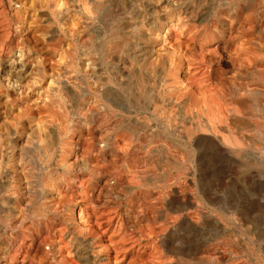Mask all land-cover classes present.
<instances>
[{
  "label": "bare ground",
  "instance_id": "bare-ground-1",
  "mask_svg": "<svg viewBox=\"0 0 264 264\" xmlns=\"http://www.w3.org/2000/svg\"><path fill=\"white\" fill-rule=\"evenodd\" d=\"M0 5V73L12 70V79L0 77V233L12 231L2 236L0 264H217L222 224L203 211L210 196H181L161 160L151 173L150 141L139 143L138 133L163 119L149 113L160 104L173 111L178 123L166 129L189 162L198 154L200 164L226 170L261 161L249 149L264 118V0ZM102 112L117 123L95 134ZM156 149L182 168L167 147Z\"/></svg>",
  "mask_w": 264,
  "mask_h": 264
},
{
  "label": "rangeland",
  "instance_id": "rangeland-1",
  "mask_svg": "<svg viewBox=\"0 0 264 264\" xmlns=\"http://www.w3.org/2000/svg\"><path fill=\"white\" fill-rule=\"evenodd\" d=\"M0 8H1V5H0ZM34 9V8H33ZM31 10V9H30ZM31 13V12H30ZM29 13V14H30ZM32 14V13H31ZM30 15H28V16H26V17H29ZM3 17H0V21H1V19H2ZM28 19V18H27ZM2 22L3 23H1L0 24V29L1 28H3V26H4V21L2 20ZM1 31V30H0ZM149 66V67H148ZM225 66H227V65H225ZM7 66H5L4 68H3V70H2V72L0 73V77H2V75H3V77L4 78H6L7 76L9 77V79H12L11 77H12V74L10 73V67H7ZM148 67V68H147ZM7 70H6V69ZM143 68H146V69H148V71H151V67H150V65H146V66H144ZM5 69V70H4ZM10 69V70H9ZM9 70V71H8ZM12 71V70H11ZM3 73V74H2ZM149 74H151L150 72H149ZM7 77V78H8ZM150 80H151V78H150ZM140 84V80H139V82H138V80H137V82H136V85H135V83H134V89L136 90V91H139V92H141L140 91V89L142 90V88H141V86L140 85H137V84ZM150 81H149V85H150ZM117 85V88L125 95V97H126V99H131V97H129L130 96V94H129V92L127 91V89H125V87H123L122 88V86L123 85H120V83L119 84H116ZM136 86H137V88L138 89H136ZM139 86V87H138ZM150 88H151V86H149ZM140 88V89H139ZM126 91V92H125ZM143 91V90H142ZM128 94V95H127ZM151 99V98H150ZM161 106L162 105H160V104H158V107H157V109L156 108H150V111H149V113L151 114V112H154V110L156 111H158V116H160V115H162V114H164L166 117L168 116V114L169 113H173V111H170L171 109L170 108H165V107H163L162 106V109H160L161 108ZM164 108H165V110H164ZM160 109V110H159ZM164 110V111H163ZM162 111H163V113H162ZM140 113V114H139ZM161 113V114H160ZM169 114L170 116H168L167 118L163 115V119H165V120H163L162 118H159L158 120H155L152 124H155V125H152L151 124V129H149V130H141V132H139L138 133V137H139V140H138V142L139 141H141L142 143H145V141L147 140L148 142H149V145H150V148L152 149L151 150V164H150V167L152 168L151 170V173H154V169L156 168V167H158L157 165L159 164V162L157 163V161H160L161 162V165H162V167L164 166V169L165 168H167L166 170H168V176L166 177V179H171L172 178V182L171 183H174V181H176L175 183H176V185H181L180 186V190H181V192L182 191H184L182 194H181V196H189V195H191V196H194L195 197V199H197L199 202H201L202 201V197L203 196H207V197H209L210 196V198H211V201H212V204L213 205H209V207H207V205L205 206V208H204V206H203V211L204 212H208V213H210V212H212L213 214H215L216 216L219 214V216H217V219H219L220 217V220H221V222H220V224H222V225H220L221 226V228H220V226H219V229H217V228H215L214 229V231L215 232H218V233H216L217 235H216V239H217V243H218V249H220V248H223L224 247V249L222 250V249H220L219 250V252H218V259H217V261L218 262H216L217 264H248L249 262H251L252 264H264V256H262V255H264V242H262V241H264V237L261 239V238H259V235L257 234V232L255 231V230H259L260 229V227L261 226H263V227H261V229L262 228H264V223L262 224V221H264V205H261V204H264V136L262 137V135H264V125H263V123H264V118L263 119H259V122H257V124H258V126H257V124L253 127V128H256V129H259L260 130V128H261V130L259 131L258 130V134H257V136L261 133V135H259L258 137L256 136V138H254V140H256V141H254V142H256V144L253 142V144L254 145H252V147L249 149L250 150V152H252V153H259V154H261V156H263V157H261V161H255L254 159H242L240 162H239V164L238 163H236L235 165H232L233 167H231V168H229V169H226V170H222V168L220 169L219 167H218V165H216V166H214V165H210V166H208V165H206V164H200V162H199V160H200V156L198 155V154H196L195 156V161H193V163L192 162H189L187 159H188V157H187V155H186V152L185 153H183L184 151H183V149L180 147V145H176V147H175V144L176 143H174L175 141H176V139H177V136L175 135V133H173V132H169V131H167V129H166V122L165 121H168L167 123H169V121L171 120L172 121V125H171V123H170V125H171V127H173L174 128V126H175V123H178V121H174V120H176V117L174 118V114ZM101 114H103V115H105L106 116V118H104L105 116H103V115H100L99 117L101 118H103L104 120H102L101 121V119L99 118V122H100V124H98L99 126H97V127H95V128H92V129H90L93 133H95V134H105L107 131V127H109L108 129V131H110L113 127L112 126H114L116 123H117V121H115L114 122V118L112 119V117L110 116H107L106 114H105V112H102ZM138 114L139 115H141V116H139V118L140 119H143L144 118V116L143 115H145V113H144V110H142V113H141V111H139L138 112ZM173 115V116H172ZM110 118V120H109V118ZM108 118V119H107ZM170 118V119H169ZM113 120V121H112ZM111 121L112 122H114L113 123V125H112V123H111ZM164 122V124H163V122ZM170 121V122H171ZM174 121V122H173ZM101 122H103V123H101ZM107 122H110V125H109V123L106 125L105 123H107ZM161 122V123H160ZM260 122H263V123H260ZM174 124V125H173ZM102 125V126H101ZM112 125V126H111ZM259 125H260V127H259ZM99 127V128H98ZM101 127H103L102 129H101ZM106 127V128H105ZM258 127V128H257ZM96 128H97V130H96ZM104 129H105V131H104ZM151 130V131H150ZM86 131H88V130H86ZM98 131V132H97ZM102 131V132H101ZM111 131H113V130H111ZM121 130H118L117 131V137H121V136H123L124 134H126V135H130V133L128 132L127 133V131L126 130H122L121 132L123 133V135H121L122 133H119ZM146 131H150V133L149 132H146ZM161 132V134H159L158 132ZM152 132V133H151ZM120 134V136H119V134ZM146 133L148 134V135H146ZM157 136V137H154V136ZM165 135V136H164ZM141 136V137H140ZM164 136V137H163ZM169 136H170V138H169ZM260 136H261V138H260ZM144 137V138H143ZM163 137V138H162ZM174 137V138H173ZM150 138V139H149ZM145 139V140H144ZM261 140H263V141H261ZM173 141V142H172ZM137 142V143H138ZM141 142H139V143H141ZM166 146H165V145ZM169 144V145H168ZM174 144V145H173ZM258 144V147L256 146ZM162 147H161V146ZM259 146H262L261 147V149H260V147ZM163 147H165V149L164 150H167L166 149V147L168 148V151H170V153L168 152V151H164V154L166 155V156H168V157H171L172 156V158L173 159H175V158H177V160H178V158L180 159V160H178V161H181V162H183V164H182V168L180 169H176L175 167L173 168V165L172 164H169V162L166 160H164V162H163V160L160 158V157H158L160 154H158L157 152H156V148H163ZM254 147V148H253ZM153 150H154V154H153ZM182 150V151H181ZM255 150V151H254ZM261 150H262V152H261ZM144 150H141V152H139V153H141L140 154V156H143L144 155ZM169 153V154H168ZM181 153V154H180ZM199 156V157H198ZM185 157H186V159H185ZM157 159V160H156ZM183 159H185V160H183ZM154 160V161H153ZM186 161V162H185ZM188 161V162H187ZM166 162V163H165ZM254 162V163H253ZM155 163V164H154ZM164 163V164H163ZM169 165H168V164ZM171 163V162H170ZM188 165H187V164ZM190 163V164H189ZM241 163V164H240ZM260 164V166H259V164ZM243 164V165H242ZM156 165V166H155ZM240 165V166H239ZM205 168H203V167ZM207 166V167H206ZM254 166V167H253ZM154 168V169H153ZM169 168V169H168ZM189 168V169H188ZM157 169V168H156ZM237 169V170H236ZM189 171V173H188V171ZM200 170V171H199ZM206 170V171H205ZM172 171H174V172H172ZM176 171H177V173H176ZM184 171V172H183ZM190 171H192L191 173H190ZM203 171H205V172H203ZM217 171V172H216ZM202 172V173H201ZM210 172V173H209ZM179 173V174H178ZM183 173V174H182ZM188 173V174H187ZM211 175V173H212V176L214 177H212V176H210L209 174ZM249 173H251V174H249ZM253 173V174H252ZM172 175L170 178H169V176L170 175ZM175 174V175H174ZM206 174V175H205ZM245 174V175H244ZM173 175L175 176V177H177V178H175V177H173ZM176 175H179V176H176ZM184 175V176H183ZM199 175V176H198ZM201 175V176H200ZM209 175V176H208ZM255 175V176H254ZM182 176H183V178H182ZM193 176H195L194 178H193ZM233 176V177H232ZM37 177V174L35 175V176H33V179H34V182H35V184L37 185L38 183H36V181H38V178H36ZM200 177V178H199ZM201 177H203V178H201ZM205 177H207L206 179H205ZM223 177V178H222ZM252 177V178H251ZM256 177V178H255ZM212 178V179H211ZM175 179V180H174ZM183 179H184V181H183ZM193 179V180H192ZM258 179H259V181H258ZM195 180V181H194ZM202 180H203V182H205V183H203L202 182ZM257 180V181H256ZM202 183V184H200V182ZM213 181H215V182H213ZM227 181V182H226ZM245 181V182H244ZM183 182H186V183H183ZM251 182V183H250ZM185 184V185H184ZM221 184V185H220ZM188 185V186H187ZM203 185V186H202ZM204 185L205 186H207L206 188L204 187ZM202 186V187H201ZM208 186H209V188H208ZM263 186V187H262ZM184 190H183V189ZM193 189V191H192V189ZM204 188V189H203ZM189 189H191L190 190V192H188V190ZM201 189V190H200ZM210 189V190H209ZM186 191V192H185ZM199 191V192H198ZM207 193H209V194H207ZM211 191V192H210ZM192 192V193H191ZM198 192V193H197ZM211 193V194H210ZM212 193H213V195H214V197H213V195H212ZM188 194V195H187ZM203 195V196H202ZM115 200L117 199L116 197H113ZM218 198V199H217ZM217 199V200H216ZM29 201L30 200V198H28V199H26V201ZM253 200V201H252ZM117 201L118 202H122V199H117ZM124 201V200H123ZM235 201V202H234ZM259 201V202H258ZM214 202V203H213ZM255 202H256V204H255ZM254 203V204H253ZM257 203H260V204H257ZM33 205H35L36 206V204H33ZM202 205V204H201ZM248 205V206H247ZM258 205V206H257ZM34 206V207H35ZM219 207V209H218V207ZM257 206V207H256ZM261 207V209L262 210H260V207ZM231 207V208H230ZM253 207V208H252ZM207 208V210H205ZM249 208L251 209V210H253V211H251V210H249ZM215 209V210H214ZM256 209V210H255ZM247 210V211H246ZM256 211V213H255V211ZM231 212V213H230ZM239 212V213H238ZM241 212H243V215H242V213ZM262 212H263V214H262ZM246 214H250V215H246ZM221 215V216H220ZM259 215V216H258ZM262 215V216H261ZM1 216V215H0ZM223 216H225V219L223 218ZM261 216V217H260ZM247 217V218H246ZM247 219V221L248 222H246V219ZM0 219H2V217H0ZM226 219H228V221L226 220ZM236 221H235V220ZM245 219V220H244ZM257 219V220H256ZM263 219V220H262ZM3 220V219H2ZM30 220H32V219H30ZM30 220H28V221H30ZM219 220V221H220ZM226 222H225V221ZM254 220V221H253ZM259 220H260V222H259ZM233 221V222H232ZM228 222V223H227ZM254 222H256V223H254ZM224 223H225V225L226 226H224ZM231 223V224H230ZM236 223V224H235ZM239 223V224H238ZM253 223V224H252ZM261 223V224H260ZM247 226H246V225ZM249 224V225H248ZM250 224H251V226H250ZM257 224V225H256ZM256 225V226H255ZM225 228H224V227ZM227 226H231V227H227ZM227 227V228H226ZM245 228V229H244ZM257 228V229H256ZM224 229V230H223ZM229 229V230H228ZM237 229V230H236ZM246 229L248 230V231H246ZM254 229V230H253ZM227 230V231H226ZM7 232H3V233H0V246L3 244L2 243V238L4 237V238H9V235L11 234V232L12 231H10V230H6ZM225 233H224V232ZM240 231V232H239ZM8 232H10V233H8ZM208 232V231H207ZM235 232V233H234ZM246 232V233H245ZM254 232H255V234H254ZM219 233H221V234H219ZM251 233V234H250ZM234 234V235H233ZM236 234H237V236H236ZM247 234V235H246ZM220 235V236H219ZM232 236V237H229V236ZM238 235H239V237H238ZM3 236V237H2ZM206 236V235H205ZM219 236V237H218ZM224 236V240H222L223 238L222 237ZM233 236H235V237H233ZM242 236H243V238H242ZM252 238H251V237ZM208 236H206V238H207ZM205 237H204V239H206ZM221 238V239H220ZM235 238V239H234ZM245 238V239H244ZM185 239H186V241H187V237H185ZM241 239H243V240H241ZM252 239V240H251ZM256 241H255V240ZM258 239V240H257ZM261 240V242H259L260 240ZM221 240V241H220ZM185 241V240H184ZM223 241L224 242H226V243H228L227 244V246H226V243L224 244L223 243ZM228 241V242H227ZM233 243V244H230L231 242ZM235 241V242H234ZM245 241H246V244H247V247H246V244H243L242 242H244L245 243ZM249 241H251V243L249 242ZM255 241V242H254ZM11 246L12 247H17L18 246V244L19 243H16V242H14V240H12L11 239ZM190 242V243H189ZM230 242V243H229ZM257 242H258V244H257ZM186 243H188V245L186 244ZM221 243H223V245L221 244ZM254 245H253V244ZM184 244H185V246H186V248L187 247H190V245H192V242L191 241H187V242H184ZM254 246V247H252V245ZM230 245V246H229ZM233 245V246H232ZM238 245V246H237ZM248 245L250 246V248L251 249H249L248 248ZM222 246V247H221ZM261 246V247H260ZM46 247L47 246H43V248L44 249H46ZM230 247H233L232 249H230ZM237 247H238V249H237ZM246 247V248H245ZM14 248V249H15ZM230 250H229V249ZM260 248V249H259ZM253 249H254V251H253ZM231 250H233V251H231ZM238 250V251H237ZM246 250H248V251H246ZM249 250H251L250 252H249ZM262 250V251H261ZM226 254H225V253ZM228 252H230V254L232 253V255H230ZM241 252L243 253V254H241ZM261 252V253H260ZM254 253V255H252ZM224 254V256H225V259H222L221 257H222V255ZM237 255V256H234V255ZM260 256H259V255ZM232 256H234V257H232ZM253 257V258H251V257ZM255 256V257H254ZM262 256V257H261ZM237 257V258H236ZM245 257V258H244ZM259 257H261L262 259H260ZM229 258V259H228ZM239 258V259H238ZM238 260V262H241V263H238L237 262V260ZM253 259V260H252ZM257 259V260H256ZM224 262H223V261ZM230 262H229V261ZM249 260V261H248ZM259 260V261H258ZM222 261V262H221ZM232 261V262H231ZM221 262V263H220ZM236 262V263H235ZM250 263V264H251Z\"/></svg>",
  "mask_w": 264,
  "mask_h": 264
}]
</instances>
